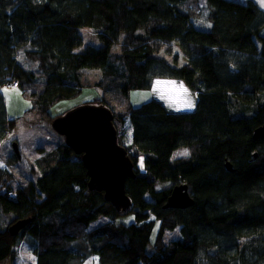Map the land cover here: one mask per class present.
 <instances>
[{
    "label": "trees",
    "instance_id": "1",
    "mask_svg": "<svg viewBox=\"0 0 264 264\" xmlns=\"http://www.w3.org/2000/svg\"><path fill=\"white\" fill-rule=\"evenodd\" d=\"M197 5L0 0V87L18 81L28 112L49 118L51 106L81 91L80 72L99 71L98 104L113 112L135 171L125 185L132 206L120 214L101 192L89 191L80 156L64 144L41 152L34 181L22 186L0 168V262L16 264L23 242L31 264H264V137L252 139L264 124V9L252 0H204V29L194 24ZM84 27L96 32L97 45L83 44ZM19 51L39 74L17 60ZM155 79L183 82L195 95L193 109L168 111L156 99L112 109L109 93L125 98ZM14 126L0 93V144ZM178 148L187 155L173 158ZM180 183L193 205L164 209ZM99 217L106 221L91 227ZM21 219L30 221L10 235ZM176 229L179 237L164 242Z\"/></svg>",
    "mask_w": 264,
    "mask_h": 264
},
{
    "label": "rangeland",
    "instance_id": "2",
    "mask_svg": "<svg viewBox=\"0 0 264 264\" xmlns=\"http://www.w3.org/2000/svg\"><path fill=\"white\" fill-rule=\"evenodd\" d=\"M244 2L246 0H236ZM260 8V0H252ZM204 0H198L197 12L200 15L199 18L194 19V24L198 28L207 29L210 25L207 23V13L203 9ZM79 32L83 39V44L93 43L98 44L96 38V32L87 27L80 28ZM123 36L121 35L118 43L112 46V53L117 54L120 52V46L122 44ZM159 54H163L166 59L171 60V56H168L163 51V48L159 50ZM17 60L24 65L26 69L35 71L39 74L36 64L27 62L19 51ZM80 83L84 85L81 91L74 97L66 100H60L56 102L48 110L49 118L44 115H36L28 112L31 102L26 98L20 88H13L8 85L0 87V93L3 96L5 103L6 114L9 118L15 120V126L12 130H8L5 139L0 144V168L7 170L12 174L13 186L19 187L28 182L34 181L37 172L32 168L34 166V160L41 152L45 153L55 148L57 145L64 144L63 137L56 134L50 126L51 118L64 114L66 111L80 106L82 104H98L102 98V91L97 87L96 83L100 79L99 71L97 70H84L80 72ZM43 79L41 76L36 80V84H42ZM112 109L115 111H121L127 106L132 105L138 107L141 104L151 100H159L166 107L168 111L185 112L191 111L194 107L195 95L189 91L185 84L181 81L173 79H155L150 87L146 90H130L127 97L123 98L114 92L108 94ZM104 96V93H103ZM185 100H191L192 107L187 108L184 106ZM16 142L19 150V158L12 151L11 145ZM187 152L186 148H178L172 154L173 158L186 156L182 153ZM12 153V154H11ZM12 160V163H9ZM130 220H125L128 222ZM106 221V218L99 217L95 222L91 224V227H96ZM158 224L155 225L150 242L152 243L156 237ZM179 237L178 230L165 233L164 242L171 241ZM151 243L147 250L151 251ZM17 255L19 259L16 260V264H31L34 263L33 255L30 253L28 246L21 242L17 249ZM0 264H11L10 260L6 259ZM84 264H91V260L86 261Z\"/></svg>",
    "mask_w": 264,
    "mask_h": 264
},
{
    "label": "water",
    "instance_id": "3",
    "mask_svg": "<svg viewBox=\"0 0 264 264\" xmlns=\"http://www.w3.org/2000/svg\"><path fill=\"white\" fill-rule=\"evenodd\" d=\"M51 129L63 137L64 145L75 155L80 156L88 177L89 191L101 192L120 214L132 206L126 192V181L135 176L134 165L124 147L119 143L117 128L113 124V112L103 104H82L62 115L52 118ZM264 137V124L252 131V139ZM13 153L19 158L17 144L12 145ZM252 158H256L253 152ZM232 172V166L225 162ZM188 186L184 183L174 185L163 204L164 209H184L193 205ZM30 220L21 219L8 228L15 235Z\"/></svg>",
    "mask_w": 264,
    "mask_h": 264
},
{
    "label": "snow or ice",
    "instance_id": "4",
    "mask_svg": "<svg viewBox=\"0 0 264 264\" xmlns=\"http://www.w3.org/2000/svg\"><path fill=\"white\" fill-rule=\"evenodd\" d=\"M260 3L261 6L264 7V0H260ZM184 106L187 108H191L193 106L191 100H185ZM182 155H187V152L182 153Z\"/></svg>",
    "mask_w": 264,
    "mask_h": 264
},
{
    "label": "built area",
    "instance_id": "5",
    "mask_svg": "<svg viewBox=\"0 0 264 264\" xmlns=\"http://www.w3.org/2000/svg\"><path fill=\"white\" fill-rule=\"evenodd\" d=\"M11 87L13 88H17V82L16 81H13L11 84H10Z\"/></svg>",
    "mask_w": 264,
    "mask_h": 264
},
{
    "label": "bare ground",
    "instance_id": "6",
    "mask_svg": "<svg viewBox=\"0 0 264 264\" xmlns=\"http://www.w3.org/2000/svg\"><path fill=\"white\" fill-rule=\"evenodd\" d=\"M17 82V88H20V86H19V82L18 81H16Z\"/></svg>",
    "mask_w": 264,
    "mask_h": 264
}]
</instances>
